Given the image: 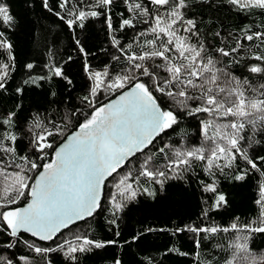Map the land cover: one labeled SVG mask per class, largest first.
<instances>
[{"label":"snow or ice","instance_id":"1","mask_svg":"<svg viewBox=\"0 0 264 264\" xmlns=\"http://www.w3.org/2000/svg\"><path fill=\"white\" fill-rule=\"evenodd\" d=\"M116 2L58 0L61 15L42 0L69 29H83L88 19L103 16L116 53L94 70L86 59L89 53L75 40L85 57L87 93L59 121L56 110V115L46 111L30 118V155L17 151V112L0 113V264H53V253L79 264L82 255L118 240L96 239L74 226L107 213L108 230L115 228L113 235L119 237L117 222L129 204L140 197L155 199L169 181L193 178L209 195L202 197L198 218L176 225L170 235L190 234L194 248L173 245L163 255L193 256L194 264H264V249L253 247L254 237L264 235V22L255 30L241 28L231 47H212L201 38L196 20L186 15L189 0H120L126 14L121 12L114 25ZM227 3L240 12L259 9L264 15V0ZM13 23L9 5L0 0V26L10 29ZM129 30L126 44L114 34ZM250 45L258 51L244 64L247 75H236V56ZM12 48L0 31V49L8 54V62H0V93L7 92L15 71ZM35 67L25 65L30 74L24 85L41 86L56 77L74 88L62 66L46 64L47 72L32 75ZM23 91V86L15 89L16 94ZM184 117L197 120L198 142L178 132ZM169 131L180 139H172ZM253 173L259 174L258 215L217 223L212 213L229 204L221 179L243 182ZM143 234L132 236V242ZM21 246L27 253L17 255ZM204 251L210 259L202 261Z\"/></svg>","mask_w":264,"mask_h":264},{"label":"trees","instance_id":"2","mask_svg":"<svg viewBox=\"0 0 264 264\" xmlns=\"http://www.w3.org/2000/svg\"><path fill=\"white\" fill-rule=\"evenodd\" d=\"M189 2L191 7L186 13L187 17L196 20L201 38L212 47H231L235 43L234 37L241 34V28L252 26L255 30L264 22V15H260L259 9L240 12L229 5L227 0H189ZM6 3L14 17V23L10 29L0 26V31H4L6 39L13 45L15 71L11 73V79L7 83V92L0 93V113L17 112L18 124L15 129L18 136L17 151L30 155L31 137L26 135L30 118L36 113L43 116L46 111L47 114L56 115L58 111L59 115H56V119L59 121L61 116L67 114L68 107L79 104L77 98L87 93L89 81L82 67L85 57L79 52L75 40L79 39L89 53L86 59L94 70H99L106 63L111 62V54H115L116 50L111 46V37L103 16L88 19L83 29L74 26L73 30L55 15V11L65 15L64 11L58 8V0H49V5L55 10L53 12L43 7L42 0H6ZM121 12H125V8L120 0H117L111 13L114 25H118ZM217 32L220 36H216ZM114 34L121 43L125 44L130 42L132 36L130 30L127 35L120 31ZM255 44L258 45L260 42L256 41ZM255 51L258 49L250 45L236 56L240 61L238 65H232L236 75H247L244 64L252 62L248 60V56ZM7 57V52L0 49V62H8ZM27 63L36 65L32 75L47 72L44 67L46 64L62 66L65 74L73 80L74 88L56 77L49 82H41V86L24 85L23 81L28 79L30 74L25 68ZM19 86L24 88L22 95L15 93V89ZM69 88L73 89L70 93ZM50 91L55 92L56 96H50L48 94ZM53 100L56 103H52ZM17 105L20 107L17 108ZM196 125L197 120L184 117L178 132L186 134L188 141L198 142ZM169 136L174 140L180 139L179 136L172 135L171 131ZM165 139L167 140L168 137ZM258 179V173H253L243 182L221 179L220 187L229 204L219 212L212 213L217 223H231L235 216L247 220L254 219L258 215V208L254 204ZM207 195L209 194L202 193L195 178L187 182L169 181L165 190L159 192L155 199L140 197L138 201L129 204L117 222L119 237L113 235L115 228L112 231L108 230L107 213L90 218L87 222H80L79 228L74 226V231H87L92 237L101 240L116 239L118 244L82 255L79 264H113L114 259H119L121 264H153V262L194 264L193 256L179 257L174 254L165 256L163 253L167 247L173 245L185 251L193 250L190 234L172 237L170 230L176 225L196 220L203 206L202 197L206 198ZM148 228L156 231L147 232ZM159 229L167 231L161 232ZM140 233L144 234L139 240L132 242V236ZM126 240L128 243H124ZM253 247L258 250L264 249V235L254 237ZM26 253L27 250L21 246L17 255ZM207 259H210L208 252H202L201 260ZM52 260L53 264H68L59 253H53Z\"/></svg>","mask_w":264,"mask_h":264},{"label":"water","instance_id":"3","mask_svg":"<svg viewBox=\"0 0 264 264\" xmlns=\"http://www.w3.org/2000/svg\"><path fill=\"white\" fill-rule=\"evenodd\" d=\"M81 222H83V221H81Z\"/></svg>","mask_w":264,"mask_h":264}]
</instances>
